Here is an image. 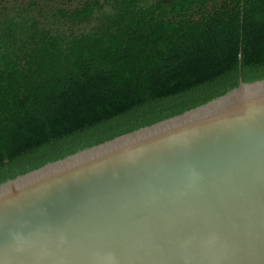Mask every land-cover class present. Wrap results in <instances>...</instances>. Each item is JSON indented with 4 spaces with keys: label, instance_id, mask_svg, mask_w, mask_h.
I'll return each mask as SVG.
<instances>
[{
    "label": "water",
    "instance_id": "water-1",
    "mask_svg": "<svg viewBox=\"0 0 264 264\" xmlns=\"http://www.w3.org/2000/svg\"><path fill=\"white\" fill-rule=\"evenodd\" d=\"M0 264H264V77L0 184Z\"/></svg>",
    "mask_w": 264,
    "mask_h": 264
},
{
    "label": "trees",
    "instance_id": "trees-1",
    "mask_svg": "<svg viewBox=\"0 0 264 264\" xmlns=\"http://www.w3.org/2000/svg\"><path fill=\"white\" fill-rule=\"evenodd\" d=\"M264 77V0H0V184Z\"/></svg>",
    "mask_w": 264,
    "mask_h": 264
}]
</instances>
